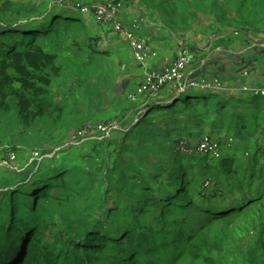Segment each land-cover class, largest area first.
I'll return each mask as SVG.
<instances>
[{
  "label": "trees",
  "instance_id": "1",
  "mask_svg": "<svg viewBox=\"0 0 264 264\" xmlns=\"http://www.w3.org/2000/svg\"><path fill=\"white\" fill-rule=\"evenodd\" d=\"M141 1L172 24L188 16L195 20L189 12L195 3L217 8L211 0ZM249 1L240 0L242 25L233 26L239 38L248 34L244 43L264 50V0ZM95 2L101 1L71 6L0 0V130L18 135L32 149L31 157L38 151L41 158L25 171L16 164L6 177L0 174V264H264V71L256 67L264 61L259 55L255 65L244 60L250 66L238 74L256 75L258 87L245 89L242 82L226 92L221 81V88L213 83L215 88L184 91L166 85L155 97L139 96L101 120H119L109 138L66 147L82 120L70 93L92 99L90 76L105 86L111 83L108 66L114 65L111 76L121 69L124 75L109 89L115 102L141 87L127 90L132 61L124 56L126 47L119 51L123 59L116 60L120 47L112 41L118 37L107 40L105 30L113 27L95 19ZM121 22L149 44L144 33L151 36L150 29L141 32L134 23ZM230 36H216L215 47L228 49ZM253 40L261 42L250 44ZM66 74H79L83 81L76 77L59 92ZM106 95L100 92L97 103ZM96 111L91 107L90 118L104 112ZM204 133L219 144L220 156L175 150L182 139L197 145ZM71 146L86 152L67 156ZM15 149L5 152L20 161ZM9 160L6 154L8 165ZM50 227L56 229L51 235ZM243 228L252 241L236 240Z\"/></svg>",
  "mask_w": 264,
  "mask_h": 264
},
{
  "label": "rangeland",
  "instance_id": "2",
  "mask_svg": "<svg viewBox=\"0 0 264 264\" xmlns=\"http://www.w3.org/2000/svg\"><path fill=\"white\" fill-rule=\"evenodd\" d=\"M52 3H59L62 5H66L67 1H70V5L73 6V2L79 1V0H50ZM86 3H92L94 2V0H82ZM98 1H106V2H111L110 0H98ZM194 3L195 1L192 0ZM211 2L213 4L217 5V8L215 10H212L210 8H207L205 5H199V4H193L191 6V8H193L191 11H189L190 13H195V20H192L189 16L188 18L182 19L180 18L179 20L175 21L173 24L166 22L164 15L162 13H154L153 11L149 10L146 6V1H133V0H121L120 1V5L122 8V13L123 15L119 16L118 20H122L124 22L127 21V23H134L135 25V29H138L139 31H143L145 30V32H147L148 29H150V31L152 32V36L154 35H158L156 33L157 32L161 35H164L165 33H167L165 35V37L163 38V40L161 41L162 43L165 41H167L170 46L172 47H177L178 44L180 42L182 43H187V46L189 48H194V49H198L200 47V45H203L204 47L209 46L211 43L215 42V37L216 36H223V37H228L230 35H233L234 37L230 36L231 38V42L232 45L237 44L234 47H239L241 44V48H239L238 51H234V50H230V55L227 54V57L224 58V60L219 63V65L216 67V71L218 72L217 75H220L221 79H224L225 74L229 73V72H233V70H236V66L237 68H239V71L242 70L241 68L248 70V67L250 66L249 64L247 65V63L245 61H237L238 60V56L236 55L237 53H241V58L245 59L246 61L250 60V64L251 65H255L257 63V61L259 60V58L257 57V55L260 56L261 60L264 61V56H262V52H255L256 49L255 47H259L258 49H261L263 46H261V44L259 45H255L254 48L253 47H249L246 43H244V41H246L248 39V34L244 31L242 33V37L239 38V36L241 35V32L236 31V27L233 26L235 24H240L242 25L238 20H241V16L243 14V12L238 8L239 2L240 0H211ZM254 0H250L249 3L251 5L254 4ZM99 2H95L94 6L97 5ZM207 3L210 4V1L207 0ZM221 7V10L219 9ZM198 12V14H197ZM223 13V14H222ZM90 14V13H88ZM254 14V11L252 12V15ZM94 15V13H93ZM198 15V21L196 22V18ZM241 15V16H240ZM258 16V14H257ZM264 16V13L262 14V17ZM95 17V16H94ZM91 19H93V16L91 17ZM94 20V19H93ZM185 20H187L188 24H180L183 23ZM192 22H196L195 24H191ZM105 25V24H103ZM109 25V24H106ZM126 26V25H125ZM152 27H154V30H152ZM134 31V30H133ZM105 32L109 33V34H113L114 36H117L119 39H121V37H123L124 41H126V37L122 34V36L120 34H118L117 32H113L112 30H105ZM135 32V31H134ZM251 32V31H250ZM137 36H139L138 33H136ZM177 35V36H176ZM167 36H171L168 37ZM140 38L144 39L143 37L139 36ZM215 39V40H214ZM256 40H259V38H256ZM122 42L119 43V49L115 50V55L117 57H121L120 54V50H122L124 47L127 48V51L124 52V56L129 60L132 61L131 64L128 65V75L130 76L129 78H131V82H129L128 86H127V90L129 92H132V88H136L137 84L140 83L141 81H144V69L141 68L140 63L139 65L134 64L135 63V59L132 57V47H130L129 45H127V42H123V40L121 39ZM261 41H252L250 44H258ZM114 43H118V41H115ZM127 46H126V45ZM149 45V44H148ZM150 46V45H149ZM111 49V48H110ZM254 50V52H252L251 50ZM195 51V50H194ZM198 51V50H197ZM193 52V51H192ZM191 53V52H190ZM193 54V53H191ZM261 54V55H260ZM232 55V56H231ZM252 56V57H251ZM233 57V58H232ZM251 57V58H250ZM123 59V58H122ZM107 63L110 62V59L106 60ZM143 64L146 63V61L142 62ZM207 64H206V68H207ZM257 69H261L262 71H264V67L263 65L259 62L258 64H256ZM112 71H114V65L111 64L110 66H108V70H107V76L109 78V81H111V83H107L105 86L99 81L97 80L96 76H90L89 79L86 82V85H88L89 87L93 88V98L88 100V98L81 93L78 98H74L73 93L71 92L70 94L72 95L71 100H70V104L73 106V109L75 110H79L80 111V115L82 120L79 121L76 126L75 129L78 128L80 125H82L83 123L86 122H102L101 120H106L108 118H110L112 115L116 114L117 110L121 111V110H125L126 108H128L132 102L130 99H128L126 97V93H123V95L119 96V98L116 100V102L113 100L111 94L109 93V89L111 88V84H114L113 89L116 85V80L118 81L119 78H121L122 75H124V73H122L121 69L120 72H115V76H111ZM246 72V71H244ZM242 72V73H244ZM264 74V72H262ZM76 77H78V82H82L83 81V77L77 74L74 76L72 74H66V81L67 84H63L62 82H60V84L57 86L56 90L61 92H66V90H68L69 88V83L73 81V79H75ZM253 77L250 74L251 78ZM260 77V76H259ZM261 78V77H260ZM221 79H216V80H212V85L213 83H222V90L226 91V92H231L234 91V89H237L239 87H241V85L238 86H228L226 84H224V82ZM65 82V81H64ZM167 85H174L177 86V84L171 83V84H167ZM78 85H76L77 87ZM166 86V85H165ZM165 86L163 88H165ZM260 85H258L257 79L254 78L252 80H250L248 83H244L243 87L246 89H249L251 87H258ZM168 87H172L175 88L173 86H167ZM178 87V86H177ZM108 90V91H107ZM107 92L106 97L103 99V101L98 104L97 101L99 100L98 98V94L100 92ZM118 91V90H117ZM126 92V91H125ZM66 98L64 100H67V96L63 95ZM91 107H94L95 109H98V111L103 110L104 112L100 113L97 115V119L94 118H90V109ZM96 111V113L98 112ZM74 128H72L69 133L73 130ZM204 133L202 134L200 137H198L195 141L200 140L202 137H205ZM68 134H66L63 137V140L67 137ZM204 135V136H203ZM209 135V134H208ZM99 140H101L100 138H98ZM184 140V139H182ZM79 145V144H78ZM14 146H16V149L18 151L19 154V158L20 161L22 163H20V161H17V158L15 157H10L13 156V154L11 152L6 153L5 152V148L6 147H11L13 148ZM77 146V145H76ZM73 148H71L67 153H65L67 156L68 155H72V156H76L75 158L81 157L85 154L86 150L85 149H80V151L76 148H74V146H71ZM175 150H176V146H175ZM31 151L32 149L24 146L21 142H20V137L17 135L15 138H13V135L10 132H1L0 130V174L2 177H6L7 176V172L12 171L13 166H15L17 164V170L19 172L21 171H25L27 169H29L32 166V163L35 162L37 159L33 156L31 157ZM63 151L60 150V152ZM5 152V153H4ZM6 154L9 156V159L13 160H9V165L6 161H4V157L6 156ZM52 152L49 154L52 156ZM64 155V153L62 154V156ZM61 156V157H62ZM58 157V154L55 156H52L53 161L57 160L56 158ZM39 159L40 156H38ZM74 158V159H75ZM4 161V162H3ZM56 163H59L60 161H54ZM16 170V169H14ZM49 235L53 234L56 229L53 227L49 228ZM240 237V241H244L245 243H248L250 241L253 240V235L251 234L250 236L248 235V230L246 228H243L241 230L237 231L236 234V240L238 241V238Z\"/></svg>",
  "mask_w": 264,
  "mask_h": 264
},
{
  "label": "built area",
  "instance_id": "3",
  "mask_svg": "<svg viewBox=\"0 0 264 264\" xmlns=\"http://www.w3.org/2000/svg\"><path fill=\"white\" fill-rule=\"evenodd\" d=\"M120 4V2H99L94 6L95 19L99 23L114 25V30L123 34L130 41L135 57L140 62H147L151 56H153L154 52L144 39L140 38L133 30L126 27L121 20H118L119 16L122 15V8ZM83 11H88V8L83 7ZM192 51V48L189 47L182 48L173 62L165 65L160 70L151 68L145 74L144 82L138 92L129 94V99L134 101L139 96H146L148 94H150L151 97H155L160 89L173 82L177 84L180 91H184L188 86L202 89L208 88L209 84L207 81L194 78L192 73L189 71V65L192 61L190 52ZM244 74L246 75L247 72H244ZM215 87L221 88L220 83L216 82ZM119 125L118 119L98 123L86 122L69 134L64 146L68 147V145H78L88 139L94 138H100L101 140L107 139L117 128H120ZM60 148L63 147H56L55 151H59ZM176 150L183 153L195 152L199 154H211L216 157L221 155L219 144L208 135L202 137L198 141L197 145H192L187 140H180L176 144ZM52 153V155L55 154L54 152ZM33 155L35 158H38L39 152L33 151ZM10 157H14V155Z\"/></svg>",
  "mask_w": 264,
  "mask_h": 264
},
{
  "label": "crops",
  "instance_id": "4",
  "mask_svg": "<svg viewBox=\"0 0 264 264\" xmlns=\"http://www.w3.org/2000/svg\"><path fill=\"white\" fill-rule=\"evenodd\" d=\"M104 24V23H102ZM106 25V24H105ZM113 27V32H114V25H112ZM152 30H154L152 28ZM157 32V29L154 30ZM117 32V31H115ZM119 33V32H117ZM121 36L122 34L119 33ZM167 33H165L164 36ZM161 35V34H160ZM144 36L149 40V45L151 47V49L153 50V56H151V58L145 63L143 64L142 62H140L138 59L137 62L140 63L141 68L144 69L145 74L151 69V68H155L157 70L162 69L165 65L173 62L176 57L178 56V54L180 53L181 48H179L178 46L176 47H172L170 46V44L164 40V42L162 43L161 41L163 40V38L160 37H155V36H149L146 33H144ZM107 40L112 41L111 38H113V34H107ZM171 37V36H167ZM121 39L123 40V42H127L128 45L131 47L130 45V41L127 39L126 37V41H124L123 37H121ZM121 39L116 38L114 41H112V43H114L115 41H118V43H114V45H116V47H119V43L122 42ZM172 39V37H171ZM181 43V42H180ZM179 43V44H180ZM235 45H230L228 49L225 48H221V47H215V43H211L209 46L204 47L203 45H200V47L198 48V51L195 50L193 51V54H191L192 56V61L189 65V71L190 73H192V76L194 75L196 78H199L200 80H205L207 81V83L209 84V87L215 88L212 86V80H216V79H221L220 75H217V71H216V67L219 65V63H221L224 58L227 57V54L230 55V50H234V51H238L239 48H241V46L239 47H234ZM249 47H253L254 45H248ZM132 49V57L135 58L134 56V50ZM252 52H254V50H251ZM257 53L262 52L264 54V50H259L256 49ZM238 56V60H245L243 58H241V53H237L236 54ZM232 56V55H231ZM252 57V56H251ZM250 57V58H251ZM233 58V57H232ZM118 62L120 61V57L116 59ZM206 64L208 65L206 68ZM242 69V68H241ZM128 75V73H126ZM239 68H237L236 66V70L234 69L233 72H229L227 74H225L224 79H221L226 85H231L233 86H238L240 85L242 82L248 83L250 80H252L255 76V78L257 79L256 75H252L253 77L249 78L248 77H243L242 79L239 77ZM130 77V76H127ZM246 78V79H245ZM130 81H128L129 83ZM144 82V81H143ZM143 82L141 81L140 83H138V86H141L143 84ZM258 82V79H257ZM168 86H173L174 85H168ZM208 87V88H209ZM146 97V96H144Z\"/></svg>",
  "mask_w": 264,
  "mask_h": 264
},
{
  "label": "clouds",
  "instance_id": "5",
  "mask_svg": "<svg viewBox=\"0 0 264 264\" xmlns=\"http://www.w3.org/2000/svg\"><path fill=\"white\" fill-rule=\"evenodd\" d=\"M85 123H86V122H85ZM91 123H93V122H91ZM97 123H98V122H97ZM83 124H84V123H83ZM83 124H82V125H83Z\"/></svg>",
  "mask_w": 264,
  "mask_h": 264
}]
</instances>
